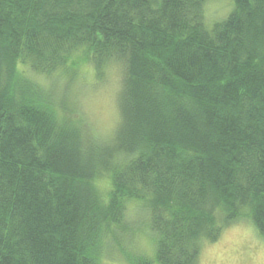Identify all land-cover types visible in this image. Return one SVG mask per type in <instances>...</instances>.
Returning a JSON list of instances; mask_svg holds the SVG:
<instances>
[{"label": "trees", "instance_id": "16d2710c", "mask_svg": "<svg viewBox=\"0 0 264 264\" xmlns=\"http://www.w3.org/2000/svg\"><path fill=\"white\" fill-rule=\"evenodd\" d=\"M213 1L0 0V264H98L131 200L157 262L129 264H197L242 218L264 238V0L207 25ZM78 61L122 71L113 146L18 72Z\"/></svg>", "mask_w": 264, "mask_h": 264}, {"label": "rangeland", "instance_id": "374dc122", "mask_svg": "<svg viewBox=\"0 0 264 264\" xmlns=\"http://www.w3.org/2000/svg\"><path fill=\"white\" fill-rule=\"evenodd\" d=\"M232 8V0L208 3L204 8L207 25L226 19ZM83 62H77L73 74L63 71L55 78L36 73L22 64L18 65V72L44 88L53 87L57 92L58 111H63L65 106L70 108L71 121L84 124L92 135L106 143L105 146H113L121 122L118 98L122 71L119 66L111 65L98 78L95 67ZM97 188L106 199L112 184L103 177L98 180ZM105 235L101 243L105 241L106 245L100 251L98 264H129L128 256L133 253L157 262L149 213L141 201L126 202L124 226ZM197 264H264V238L251 220L242 218L227 226L217 242L202 244Z\"/></svg>", "mask_w": 264, "mask_h": 264}]
</instances>
